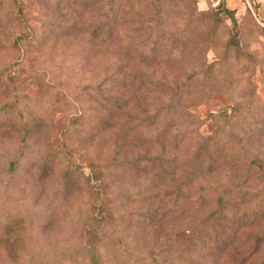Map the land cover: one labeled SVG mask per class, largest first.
Returning a JSON list of instances; mask_svg holds the SVG:
<instances>
[{
	"label": "rangeland",
	"instance_id": "374dc122",
	"mask_svg": "<svg viewBox=\"0 0 264 264\" xmlns=\"http://www.w3.org/2000/svg\"><path fill=\"white\" fill-rule=\"evenodd\" d=\"M221 1L236 27L212 23ZM124 23L143 105L93 33ZM163 146L173 182L148 164ZM95 259L264 264V0H0V264Z\"/></svg>",
	"mask_w": 264,
	"mask_h": 264
},
{
	"label": "trees",
	"instance_id": "16d2710c",
	"mask_svg": "<svg viewBox=\"0 0 264 264\" xmlns=\"http://www.w3.org/2000/svg\"><path fill=\"white\" fill-rule=\"evenodd\" d=\"M19 16L20 18H22V10ZM222 13H225L233 22L234 27H236L237 23H236V19H235V12L232 10H229L228 8H226L225 4L221 1L220 4L218 5V7H216L212 14H210V19L212 21V23L214 25L218 24L220 22V16ZM127 15V14H126ZM125 14H122V16H126ZM118 17L121 16L120 11L117 15ZM116 18L117 20L119 18ZM205 25L202 26H206L207 23H204ZM140 25H143V23H140ZM130 26H133V23L131 24H121V25H116L113 28H104L102 26L97 27L95 31H93V33H95V35L97 37H105V44H108L107 42L111 41L110 45L108 44V46H110V50L111 52L114 54L115 57V62H116V72L114 74V78H115V85H117V90L118 89H122L126 92L131 91L133 95L136 94H140L139 96H134L133 100H135V102L137 101L139 104L142 102H144V98H142L143 96L141 95L143 93V91H145V89L147 88L146 83H145V79L144 80H140L136 82V80H133L135 76L139 75L141 77H143V70L141 69L143 67V65L147 64V62H145L144 60H139V61H135L133 62L132 59H130V53L133 49L134 41L132 39V37L126 35V32H130ZM142 26H140L138 29H135V31L133 30V36H137V41L138 44L140 46H142V48L145 46V43L147 42L148 38L146 39L142 31ZM81 33L85 34V33H92L89 32L86 29H82L81 28ZM135 33V35H134ZM99 34V35H98ZM96 37V38H97ZM18 39H22L21 36ZM130 39V40H128ZM160 44H162V39H159ZM239 41H238V34L235 33L232 37H231V41H230V47L235 46L236 49H239V52L241 53L242 50L240 49L239 46ZM134 64V66H133ZM214 67L215 65H209L207 66V64H203L200 65V71H193V75L188 77V80L190 81V84H192L193 82H195V80H197L198 76H207L209 73H214ZM198 72V74H197ZM196 73V74H195ZM131 81V83H129ZM161 83V82H160ZM157 84H159V82H157ZM190 86V85H189ZM132 89H134L135 91H133ZM160 95L163 96H168V93L165 91H160ZM178 96V95H177ZM180 97V96H178ZM132 100V98H131ZM133 102V101H132ZM132 104V103H131ZM129 103L124 104L122 107L121 106H115L116 109L118 111L124 110V109H129L131 111L133 110H139L141 109V105L140 106H136V104L133 103V105H131ZM144 104V103H143ZM142 104V105H143ZM154 111V110H153ZM142 112V114L145 115V120H147V123L150 122L151 120L156 121L157 119H159V117L161 116L162 112H166V114L172 113L174 114V116L179 115L180 113V109L179 110H170V109H158L155 111V113H150V111L148 110V108H142V110L140 111ZM226 113L228 114V111L225 112V116L226 119L229 118V116L226 115ZM118 116L120 117L121 115L118 114ZM139 127V125H137L136 127H134V129L136 130ZM159 131L157 132H151L149 131V134L152 138L154 137H158L159 134H157ZM171 132L167 131L164 138L165 140H168L167 142H169L170 138H171ZM133 135L129 134V138H132ZM135 140H137V137H135ZM165 145V144H164ZM155 147H157V145H154ZM209 146L210 143H208L207 145L204 146L203 151H197L198 156L199 155H204L206 158H209L211 155L209 153ZM166 148L167 146H163L160 150L157 149V154L153 157H150L149 160V165L151 167V169L153 171H158V173H166L167 176L170 177V181L173 182L174 180V174L172 172L169 173V171L174 170V165H175V159L174 157L170 156H166ZM201 150V149H200ZM18 164V162H13L11 164V169L15 168L16 165ZM126 165V164H124ZM127 166V165H126ZM128 167V166H127ZM166 178V176H165ZM172 186V184L170 185ZM221 248L220 247H216V251L214 253H209L210 256H217L219 254V256H223V251H219ZM208 251H211V248H208ZM94 264H102L98 259H95Z\"/></svg>",
	"mask_w": 264,
	"mask_h": 264
}]
</instances>
